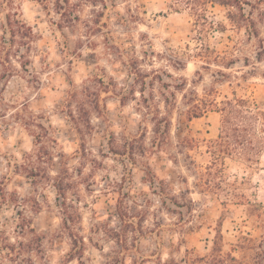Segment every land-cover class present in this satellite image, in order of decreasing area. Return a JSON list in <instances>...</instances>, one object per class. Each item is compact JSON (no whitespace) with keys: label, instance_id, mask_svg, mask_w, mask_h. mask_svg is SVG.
<instances>
[{"label":"rangeland","instance_id":"374dc122","mask_svg":"<svg viewBox=\"0 0 264 264\" xmlns=\"http://www.w3.org/2000/svg\"><path fill=\"white\" fill-rule=\"evenodd\" d=\"M196 1L0 0V264H264V151L187 119L264 109V0Z\"/></svg>","mask_w":264,"mask_h":264},{"label":"trees","instance_id":"16d2710c","mask_svg":"<svg viewBox=\"0 0 264 264\" xmlns=\"http://www.w3.org/2000/svg\"><path fill=\"white\" fill-rule=\"evenodd\" d=\"M218 1L226 5H229L232 2L231 0ZM65 2L68 3V1ZM204 4H206V0L194 2V10L196 13L200 10L203 11ZM7 24L10 25V31L14 36H16L17 32H20L22 27H27L24 22L20 23L17 19L12 20L11 17H9ZM14 24L19 27L18 31L15 29ZM27 31L30 35L23 33L27 34L24 36L31 38V35H33L32 28H27ZM140 92L143 99L140 100L139 105L150 108L153 103L145 96V89H141ZM200 101L190 105V109L187 111V119L191 121L194 118L202 117L210 108H216L215 110L222 115L223 125L221 127V133L219 138L214 141L216 147L219 148V152L221 153L219 157L224 154H240L242 157H246L249 161H255L260 158L264 151V109L259 106L254 99H227L221 104L213 100ZM169 106L170 104L167 105V109ZM152 120L154 122L152 147L160 151L165 145L170 143L172 120L168 115L164 116L159 114L152 117ZM57 186L60 192V197L62 196L64 198L63 204L67 207L66 191L63 182L60 181ZM69 218L71 217L68 216L65 219V224L67 226L69 225V221H71ZM198 261L205 262L204 258L198 259L195 262L197 263Z\"/></svg>","mask_w":264,"mask_h":264}]
</instances>
